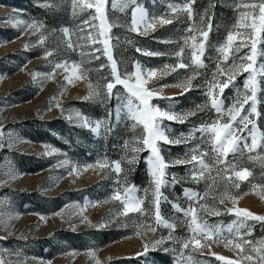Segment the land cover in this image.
I'll return each instance as SVG.
<instances>
[{"label": "rangeland", "instance_id": "374dc122", "mask_svg": "<svg viewBox=\"0 0 264 264\" xmlns=\"http://www.w3.org/2000/svg\"><path fill=\"white\" fill-rule=\"evenodd\" d=\"M217 1L234 19L215 45L214 68L197 71L206 32L188 19L166 59L148 65L128 53L119 80L126 99L118 101L117 85L111 105L95 64L98 52L118 48L110 28L145 36L157 30L165 42L167 15L188 12L187 0H28L43 13L22 9V0H0V264H118L125 257L143 264H264V130L247 116L264 100V0ZM244 71L223 104L220 88ZM191 88L200 90L194 103L165 100ZM193 115L204 123L188 125L180 138L160 121L191 123ZM32 119L69 125H58L69 134L67 149L25 137L24 120ZM115 127L124 129L126 160L130 151L147 149L141 187L119 183V162L99 153V139ZM157 142L185 143L188 156L167 154ZM19 156L44 166L21 170ZM184 163L180 173L167 171ZM163 168L184 184L182 197L159 196ZM142 200L155 208L151 217H144ZM66 233L91 237L74 249ZM151 251L168 259L155 261Z\"/></svg>", "mask_w": 264, "mask_h": 264}, {"label": "trees", "instance_id": "16d2710c", "mask_svg": "<svg viewBox=\"0 0 264 264\" xmlns=\"http://www.w3.org/2000/svg\"><path fill=\"white\" fill-rule=\"evenodd\" d=\"M149 1V0H148ZM169 3H174L176 0H165ZM184 1V0H182ZM188 1V9L189 11H184L181 17L167 15L171 20L165 26L167 28L166 41L161 42L159 31L155 30L153 33L149 35H139L135 33H130L124 29L119 28V26H112L108 31L111 40H115L117 42V49L110 50L104 49V53L98 52L99 56L95 61L96 68L99 73L103 75V79H101V84L109 89V98L108 102L112 105L114 103V94L116 92L115 88L121 89L118 90L117 99L120 103H123L126 99L124 89L121 87L119 80L122 77V70L126 69L124 65H129L130 56L128 53H131L133 58H138L144 60L148 65H155L159 61L166 59L168 50L170 48H177L176 45H173V41H177L180 35H184V30L189 27L188 19H193L195 25L204 27L205 30V38L203 39V43L201 49H203V54L200 56L199 61L194 62L197 65V71L200 72L204 68H214L217 64V56L215 45L218 43L221 38L229 31L230 26L233 23L234 15L231 8L227 6L220 5L217 0H187ZM24 2L25 7L22 6V9H32L36 12H44V9L39 5H35L28 0H22ZM157 3V2H155ZM146 6L148 3L145 2ZM157 7H160L158 4H155ZM164 7V6H163ZM207 24V25H206ZM100 37V36H99ZM219 37V39L217 38ZM181 43V42H180ZM174 48V49H175ZM101 50V48L99 49ZM110 50V52H109ZM138 50L150 51L151 54L140 53ZM107 53V54H106ZM149 53V52H147ZM106 54V55H105ZM188 57V56H186ZM184 57V61L188 62L189 58ZM109 60L112 62L119 64V66L115 67L112 62L108 65ZM122 63V64H121ZM183 68H178L177 72L183 71ZM245 71L239 73L234 78H231L227 81L224 86L220 88V99L223 104L226 103V99L229 97L231 87H238L243 79L245 78ZM108 85H111L107 87ZM104 89V90H105ZM195 93H200L198 88L187 89L180 94L173 95L167 97L165 100L179 103L184 101L186 98H192V103L197 101V97L194 96ZM228 96V97H227ZM251 97L246 100L243 105L249 104ZM111 105L108 107V111L111 109ZM242 116V110L238 112L234 119H240ZM249 117L248 121L254 123L258 129L264 130V100L260 102H256L254 106L253 114L247 115ZM255 118L257 121L255 122ZM162 126L166 130L168 134L175 135L179 137L181 135L186 134L188 125L204 123L202 119L193 115L190 119V122L182 121H171L168 119H160ZM202 121V122H201ZM208 121V120H207ZM205 121V122H207ZM241 128V130L247 129L250 127V123L248 122ZM242 121H240L241 123ZM24 123L28 124V128H24L22 131L23 135L27 137L29 140L34 142H48L56 146L60 150L67 149V143L70 140L69 134L63 132L58 125H62L67 129L71 127L62 121L56 122H41L37 119L32 120H24ZM258 123V125H257ZM44 125V126H43ZM57 126V128H56ZM124 129L122 127H115L112 130L106 131L102 137L99 139L97 148H99V153L109 160L118 161L120 164V174H119V183L130 185L132 187H141L147 183L148 177L145 170L144 157L147 153L146 148H142L138 153L130 154L126 158L121 153V148L123 145V138L121 132ZM159 147L166 149V153L176 156L179 158H186L188 153L185 152V143L184 144H171L167 142H157ZM129 146V145H128ZM81 152L85 151V148L75 146ZM232 161H235L234 155L230 156ZM17 159L16 166L25 171H37L43 168L44 163L40 158L37 157H27V156H19ZM189 163L177 164V165H167L168 172L180 173L181 170L188 166ZM183 185L179 181L169 178V174H165L164 168L161 175V180L159 184L160 189V197H169L172 198L174 195H178L182 197L184 195ZM32 192V191H31ZM33 193H30V195ZM26 195V194H24ZM45 199L40 198V202H43ZM41 209V208H39ZM142 213H144V217H151L152 214L155 213V208L150 205L147 206V203L142 200L141 204ZM168 209L170 210V205L168 204ZM111 233V231L104 230L102 234ZM74 237L80 239L79 246L74 243ZM91 237V236H89ZM89 237L87 235H77L74 233H66V236H63V240L68 247H73L74 249H82L89 242ZM115 237L114 234L109 235V239H113ZM50 248V247H49ZM150 254L153 256L155 261H166L168 256L161 254L160 252L151 251ZM118 264H143L139 259H135L134 257H125L121 258Z\"/></svg>", "mask_w": 264, "mask_h": 264}, {"label": "bare ground", "instance_id": "6f19581e", "mask_svg": "<svg viewBox=\"0 0 264 264\" xmlns=\"http://www.w3.org/2000/svg\"><path fill=\"white\" fill-rule=\"evenodd\" d=\"M12 83H13V85H14V84H16V82H15V81H12ZM10 85H11V83H10ZM20 108H22V107H20ZM21 111L23 112V110H22V109H20V112H21Z\"/></svg>", "mask_w": 264, "mask_h": 264}]
</instances>
